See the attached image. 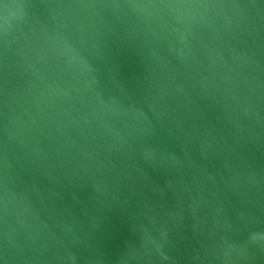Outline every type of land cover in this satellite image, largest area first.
Returning <instances> with one entry per match:
<instances>
[{"label": "water", "instance_id": "obj_1", "mask_svg": "<svg viewBox=\"0 0 264 264\" xmlns=\"http://www.w3.org/2000/svg\"><path fill=\"white\" fill-rule=\"evenodd\" d=\"M0 264H264V0H0Z\"/></svg>", "mask_w": 264, "mask_h": 264}]
</instances>
